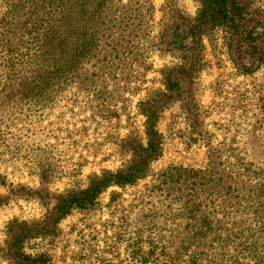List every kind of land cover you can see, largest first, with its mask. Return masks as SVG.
<instances>
[{"label":"trees","instance_id":"trees-1","mask_svg":"<svg viewBox=\"0 0 264 264\" xmlns=\"http://www.w3.org/2000/svg\"><path fill=\"white\" fill-rule=\"evenodd\" d=\"M201 2L194 22L171 34L170 45L181 52L183 64L165 75V92L147 111L163 110L186 89L185 77L194 68L192 46L208 27H223L239 50L245 45L250 53L264 55V25L257 29L249 3ZM153 12L152 0H0L1 185L7 167L21 164L35 172L41 152L45 159L55 156L45 134H51L55 111L109 108L103 100L105 87L123 75L119 64L139 50L143 35L138 32L146 31ZM187 38L190 47L184 46ZM258 116L256 127L264 128V111ZM147 119L146 146L132 147L126 170L104 171L86 188L60 197L53 211L30 224L8 223L3 248L7 264H51L49 257L26 254L25 242L50 236L74 212L96 211L99 198L110 189L106 207L111 214L118 212L121 221L115 250L124 251L117 264H264V165L197 133L195 140L206 148L204 166L171 164L156 171L154 164L163 153L157 113ZM143 182L152 213L145 225L127 234L120 190ZM33 195L27 190L25 198ZM76 262L110 264L98 253Z\"/></svg>","mask_w":264,"mask_h":264},{"label":"rangeland","instance_id":"rangeland-1","mask_svg":"<svg viewBox=\"0 0 264 264\" xmlns=\"http://www.w3.org/2000/svg\"><path fill=\"white\" fill-rule=\"evenodd\" d=\"M242 1L249 3L257 29L264 25V0ZM152 3L153 17L148 27H143L146 31L138 32L139 37L143 35L139 50L133 51L124 65L119 64L123 75L108 82L111 92L105 87L103 100L109 108L55 111L49 126L52 135L45 132L55 156L45 159L41 152L35 172L21 164L17 169L7 167L4 184H0V199L8 198L0 204V264H7L3 248H7L4 233L8 223L30 224L53 211L60 197L86 188L104 171L126 170L133 160L132 147L146 146L147 116L152 112L157 113L163 149L154 164L156 171L171 164L204 166L206 148L195 140L197 133L213 144L237 148L255 164L264 165V128L255 124L259 111H264V55L250 53L245 45L239 50L223 27L206 28L192 46L194 68L190 77H185L186 89L163 110L147 111L165 92V75L183 64L181 52L170 45L172 32L175 28L186 30L202 8L201 0ZM190 43L187 38L184 46L190 47ZM189 139L194 142L188 145ZM4 168L1 166V172ZM146 186L143 182L120 190L127 234L150 219ZM27 190L34 195L25 198ZM111 190L99 198L96 211L74 212L61 220L50 236L25 242L24 252L31 257H49L51 264H88L76 259L98 253L110 264H117L124 251L115 250L121 221L118 212L111 214L106 207ZM159 223L164 225L163 220Z\"/></svg>","mask_w":264,"mask_h":264}]
</instances>
